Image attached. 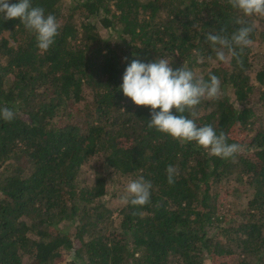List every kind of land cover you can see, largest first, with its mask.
<instances>
[{
    "label": "trees",
    "instance_id": "trees-1",
    "mask_svg": "<svg viewBox=\"0 0 264 264\" xmlns=\"http://www.w3.org/2000/svg\"><path fill=\"white\" fill-rule=\"evenodd\" d=\"M31 4L60 27L42 52L19 19L0 18V109L16 113L0 119V264H264V17L228 0ZM247 25L243 66L217 61L206 35ZM157 57L220 79L221 97L194 119L244 152L209 156L148 128L150 107L119 86L133 59ZM141 176L149 203H124Z\"/></svg>",
    "mask_w": 264,
    "mask_h": 264
},
{
    "label": "clouds",
    "instance_id": "clouds-1",
    "mask_svg": "<svg viewBox=\"0 0 264 264\" xmlns=\"http://www.w3.org/2000/svg\"><path fill=\"white\" fill-rule=\"evenodd\" d=\"M228 3L245 16L264 17V0H228ZM0 18L5 21L19 19L27 30L35 34L37 47L42 52H46L54 44L55 37L59 34L60 25L57 18L53 14L46 15L45 10L33 6L31 0H18L16 3L0 0ZM254 30L255 25H247L230 35L223 31L209 32L206 40L215 52L217 61L229 63L231 58L235 57L242 67L240 55L245 48L254 45L251 38ZM170 65L171 61L168 59L158 57L153 62L133 59L122 77L123 83L119 90L124 96L130 98L137 106L150 107L148 128L167 134L182 144L194 142L209 156L228 159L244 152L246 145L229 144L223 131L217 134L212 125L198 126L194 119L197 115L196 106L202 100H217L221 97L220 79L215 74H210L206 80L197 77L184 65L175 70ZM173 109L179 115L174 114ZM186 112L191 118L184 115ZM15 115L10 108L0 109V119L10 122ZM166 172L168 183L174 184L177 170L169 165ZM150 189L151 183L141 176L127 184L123 201L132 206H144L150 201Z\"/></svg>",
    "mask_w": 264,
    "mask_h": 264
},
{
    "label": "rangeland",
    "instance_id": "rangeland-1",
    "mask_svg": "<svg viewBox=\"0 0 264 264\" xmlns=\"http://www.w3.org/2000/svg\"><path fill=\"white\" fill-rule=\"evenodd\" d=\"M86 102H83L79 105V107L81 108H84L86 106V103L90 101V98L87 97L86 99ZM92 167L91 166H87L85 167V169L81 172V182L82 184H85V183H91L92 182ZM116 216V215H115ZM74 257V256H73ZM26 260V259H25ZM63 264H72L71 262V259H68V262L67 260L63 263Z\"/></svg>",
    "mask_w": 264,
    "mask_h": 264
}]
</instances>
